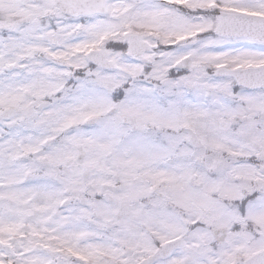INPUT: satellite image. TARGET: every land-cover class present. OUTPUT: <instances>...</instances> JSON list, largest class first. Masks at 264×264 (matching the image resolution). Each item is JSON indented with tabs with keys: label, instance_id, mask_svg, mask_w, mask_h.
Segmentation results:
<instances>
[{
	"label": "snow or ice",
	"instance_id": "snow-or-ice-1",
	"mask_svg": "<svg viewBox=\"0 0 264 264\" xmlns=\"http://www.w3.org/2000/svg\"><path fill=\"white\" fill-rule=\"evenodd\" d=\"M0 264H264V0H0Z\"/></svg>",
	"mask_w": 264,
	"mask_h": 264
}]
</instances>
